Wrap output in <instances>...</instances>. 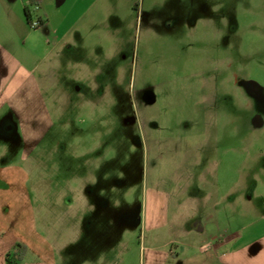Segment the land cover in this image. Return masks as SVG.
I'll list each match as a JSON object with an SVG mask.
<instances>
[{"label": "rangeland", "instance_id": "1", "mask_svg": "<svg viewBox=\"0 0 264 264\" xmlns=\"http://www.w3.org/2000/svg\"><path fill=\"white\" fill-rule=\"evenodd\" d=\"M71 36L1 105L0 248L27 244L22 264H264V0H97ZM181 204L206 224L184 247L163 223ZM218 234L222 259L197 246Z\"/></svg>", "mask_w": 264, "mask_h": 264}, {"label": "crops", "instance_id": "2", "mask_svg": "<svg viewBox=\"0 0 264 264\" xmlns=\"http://www.w3.org/2000/svg\"><path fill=\"white\" fill-rule=\"evenodd\" d=\"M26 2V0H0V108L7 99L16 93L17 85H20L26 77H29L48 58V55L55 52L59 55V53L72 47V33L76 34L79 22L92 11L97 0H41L33 13L34 18H39L43 22L39 30H32L27 21L24 13ZM35 32L45 36L41 44L45 50L43 55L38 54L31 42H29L31 44L28 43ZM2 160L0 159V163ZM211 195L212 193L209 192L204 197L205 200ZM224 197L222 195L219 198L223 200ZM189 198L197 201L198 196L191 193ZM68 203L69 206L73 205L72 200H69ZM180 207V210H177L170 221L164 219L163 223L166 224L167 222V225H170L174 232L181 230V235L186 238V242H182L184 247L191 245L189 240L199 241L204 236L206 224L202 222V218H191L189 216L188 212H198L196 206L195 208L194 206L189 208L186 204H183V206L181 204ZM192 208L196 210L194 211ZM157 218L159 225H161V213L158 214ZM179 225H182V227ZM82 228L84 229L82 225L73 224L69 225L65 231L71 236V241H77L83 232ZM213 240L215 241L213 243L207 241L197 245L198 249L206 251L210 246H213L215 249H219L220 259L229 255L230 251L224 248L227 243L226 238L218 234L213 236ZM2 244L5 243L2 242ZM16 244L12 243L7 249L0 248V263L3 261L4 264L6 253L10 248L13 249ZM170 245L172 247L173 243L170 242ZM27 247L29 246L27 245ZM183 247L182 249H184ZM49 256L51 258V255ZM52 259L54 262V258Z\"/></svg>", "mask_w": 264, "mask_h": 264}, {"label": "trees", "instance_id": "3", "mask_svg": "<svg viewBox=\"0 0 264 264\" xmlns=\"http://www.w3.org/2000/svg\"><path fill=\"white\" fill-rule=\"evenodd\" d=\"M26 1L27 2L24 5V13H25L28 23L30 24L31 20L34 18L33 13L35 12L41 0H26ZM40 22L42 25L43 23L42 20H40ZM27 251H28V248L25 244L17 243L12 250L6 253L5 263L6 264H22L24 262Z\"/></svg>", "mask_w": 264, "mask_h": 264}, {"label": "flooded vegetation", "instance_id": "4", "mask_svg": "<svg viewBox=\"0 0 264 264\" xmlns=\"http://www.w3.org/2000/svg\"><path fill=\"white\" fill-rule=\"evenodd\" d=\"M241 83V88L246 92L247 89H251L252 86H256L252 81H243V82H240ZM249 92H251L252 94V91L250 90ZM253 94H257V93H253Z\"/></svg>", "mask_w": 264, "mask_h": 264}, {"label": "built area", "instance_id": "5", "mask_svg": "<svg viewBox=\"0 0 264 264\" xmlns=\"http://www.w3.org/2000/svg\"><path fill=\"white\" fill-rule=\"evenodd\" d=\"M29 25L32 29L38 28L41 25L40 19L39 18H33Z\"/></svg>", "mask_w": 264, "mask_h": 264}]
</instances>
